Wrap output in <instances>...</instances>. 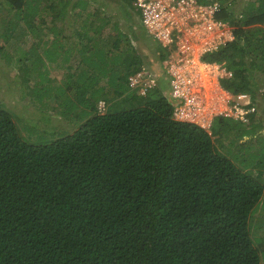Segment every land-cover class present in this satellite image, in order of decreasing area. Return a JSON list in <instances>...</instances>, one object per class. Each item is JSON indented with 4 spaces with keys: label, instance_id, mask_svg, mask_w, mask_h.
Returning <instances> with one entry per match:
<instances>
[{
    "label": "trees",
    "instance_id": "16d2710c",
    "mask_svg": "<svg viewBox=\"0 0 264 264\" xmlns=\"http://www.w3.org/2000/svg\"><path fill=\"white\" fill-rule=\"evenodd\" d=\"M216 1L233 38L204 58L231 71L220 79L231 93L262 96L264 112V0ZM0 38L14 43L4 57L22 83L35 74L42 106L38 97L62 113L84 105L71 131L46 140L24 137L26 117L0 106V264H264L250 229L264 194L255 116L216 115L208 132L173 117L159 79L131 88L143 54L93 0H0ZM48 63L73 66L52 84Z\"/></svg>",
    "mask_w": 264,
    "mask_h": 264
},
{
    "label": "built area",
    "instance_id": "2783aa9c",
    "mask_svg": "<svg viewBox=\"0 0 264 264\" xmlns=\"http://www.w3.org/2000/svg\"><path fill=\"white\" fill-rule=\"evenodd\" d=\"M132 7L144 30L168 50L161 61L175 119L195 123L210 132L216 115L242 122L255 116L258 107L248 92L231 93L220 85L219 79L231 74L224 62L204 58V54L233 38L231 24L217 15L221 9L218 1L133 0ZM157 81L145 66L128 76L129 86L140 94ZM97 107L102 112L104 100H99Z\"/></svg>",
    "mask_w": 264,
    "mask_h": 264
},
{
    "label": "rangeland",
    "instance_id": "374dc122",
    "mask_svg": "<svg viewBox=\"0 0 264 264\" xmlns=\"http://www.w3.org/2000/svg\"><path fill=\"white\" fill-rule=\"evenodd\" d=\"M94 5H102L104 9L112 15L113 20L117 21L122 29L126 32H129L131 43L143 54L144 64L143 66L151 70L161 82H164V92L166 93L169 90L167 77L164 72L165 65L157 56V42L154 43V39L144 30L140 18L134 12L132 5L126 3L124 0H93ZM246 0H234L233 7L238 10L241 9ZM126 10H129L131 13V19L126 16ZM68 21V20H67ZM71 22V21H70ZM70 24V23H69ZM72 25H77L76 23H71ZM40 36V34H39ZM44 37H47V34H43ZM6 41L0 38V106L8 109L13 116L16 112H20L22 116L26 117V125L32 128L30 134H24L26 132L22 131L20 133L27 136L29 140H35L38 136L37 133H44L46 137H43L44 140L47 137H51L59 133L60 131H71L74 128V123L76 121L75 111L79 112L84 105L79 104L72 111H67V113H62L59 111L61 107L58 104L57 99H48L47 101L44 98L38 97L39 100L47 102L42 106L35 96L34 93H31L29 90V85H32L35 80V74L28 73L26 83H22L23 73L20 70H17L13 64H11L7 59H5V52L9 54H14L15 49L13 48L14 43H4ZM3 43V44H2ZM72 64L65 63L63 65H53L48 63V80H52V84L61 83L64 80L65 75L69 73L68 68L72 67ZM24 77V75H23ZM221 79V78H220ZM219 79L220 85L221 81ZM256 104L259 105L262 103V96H256ZM108 105V102H107ZM106 105V106H107ZM40 106V107H38ZM254 123H260L259 128L256 131L260 134L264 133V112L260 107L255 113ZM16 120V119H15ZM20 126L19 122L16 121ZM52 133V134H51ZM51 134V135H50ZM29 135V136H28ZM31 137V138H30ZM227 138L223 141L226 142ZM235 162L234 158H232ZM250 162L252 159L249 157L245 159V162ZM251 225L250 229L254 232L257 237L264 239V194L261 196L260 201L255 205L251 214ZM263 249L261 253H264V240H263Z\"/></svg>",
    "mask_w": 264,
    "mask_h": 264
},
{
    "label": "crops",
    "instance_id": "0c3cea01",
    "mask_svg": "<svg viewBox=\"0 0 264 264\" xmlns=\"http://www.w3.org/2000/svg\"><path fill=\"white\" fill-rule=\"evenodd\" d=\"M159 79V78H158ZM168 92H169V90L166 92L167 93V95H168Z\"/></svg>",
    "mask_w": 264,
    "mask_h": 264
},
{
    "label": "clouds",
    "instance_id": "9594fccd",
    "mask_svg": "<svg viewBox=\"0 0 264 264\" xmlns=\"http://www.w3.org/2000/svg\"><path fill=\"white\" fill-rule=\"evenodd\" d=\"M102 100V99H101ZM257 105V104H256ZM99 111V110H98ZM100 112V111H99ZM242 122V121H241ZM245 123V122H244Z\"/></svg>",
    "mask_w": 264,
    "mask_h": 264
}]
</instances>
